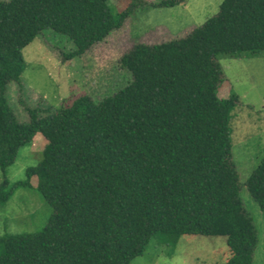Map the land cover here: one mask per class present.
I'll use <instances>...</instances> for the list:
<instances>
[{
	"label": "trees",
	"instance_id": "trees-1",
	"mask_svg": "<svg viewBox=\"0 0 264 264\" xmlns=\"http://www.w3.org/2000/svg\"><path fill=\"white\" fill-rule=\"evenodd\" d=\"M0 0V208L18 187L36 188L52 208L39 231L0 237V264H133L153 240L175 248L183 235L224 236L226 264H254L258 233L240 196L232 159L239 97L221 98V55L264 52V0H224L187 35L136 43L119 61L128 85L99 101L44 102L19 119L6 95L27 69L24 49L45 29L86 54L138 10L190 0ZM37 134L47 141L27 178L6 169ZM245 186L264 215V160ZM169 244V245H168Z\"/></svg>",
	"mask_w": 264,
	"mask_h": 264
},
{
	"label": "rangeland",
	"instance_id": "rangeland-1",
	"mask_svg": "<svg viewBox=\"0 0 264 264\" xmlns=\"http://www.w3.org/2000/svg\"><path fill=\"white\" fill-rule=\"evenodd\" d=\"M223 1L190 0L174 8L138 10L120 29L72 60L63 55L75 49L73 42L63 34L45 29L24 49L27 69L20 83L11 82L7 86L8 104L21 121L30 122L29 110L38 106L39 101L56 107L70 105L84 96L99 101L116 94L131 81V75L120 68L119 61L134 44L181 38L219 13ZM128 4L129 0L108 1L115 13ZM220 63L225 76L220 97L234 94L239 97L232 121V159L239 176L240 196L258 233L254 264H264V215L245 186L253 170L264 160V52L253 58L223 54ZM46 144V139L37 134L21 150L18 159L6 169L11 183L27 178L28 167L41 160ZM3 175L0 167V183ZM32 183L35 184L34 179ZM33 184L15 188L0 208V237L36 232L49 221L52 208ZM229 256L227 237L183 235L175 248L155 238L149 250L133 264H226Z\"/></svg>",
	"mask_w": 264,
	"mask_h": 264
}]
</instances>
